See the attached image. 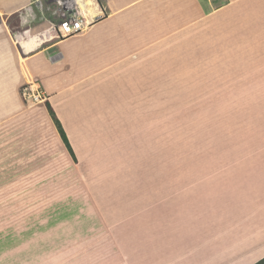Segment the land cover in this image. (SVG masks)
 Listing matches in <instances>:
<instances>
[{
	"label": "crops",
	"instance_id": "0c3cea01",
	"mask_svg": "<svg viewBox=\"0 0 264 264\" xmlns=\"http://www.w3.org/2000/svg\"><path fill=\"white\" fill-rule=\"evenodd\" d=\"M31 1L0 0V264L264 260V122L162 167L178 100L264 101V0H101L84 32L23 45Z\"/></svg>",
	"mask_w": 264,
	"mask_h": 264
},
{
	"label": "rangeland",
	"instance_id": "374dc122",
	"mask_svg": "<svg viewBox=\"0 0 264 264\" xmlns=\"http://www.w3.org/2000/svg\"><path fill=\"white\" fill-rule=\"evenodd\" d=\"M200 94L202 93L195 95ZM190 102L194 104L188 106V109L181 110L177 115L164 117L163 171H169L172 161L196 150L203 140L220 139L227 133L225 131L232 129L235 124L264 122V116L258 114V109H254L264 107V101H234L231 98L178 100L176 106L186 107ZM240 106L241 110H238L236 107Z\"/></svg>",
	"mask_w": 264,
	"mask_h": 264
},
{
	"label": "built area",
	"instance_id": "2783aa9c",
	"mask_svg": "<svg viewBox=\"0 0 264 264\" xmlns=\"http://www.w3.org/2000/svg\"><path fill=\"white\" fill-rule=\"evenodd\" d=\"M33 8L43 16V24L29 28L32 33L20 35V42L28 44L33 37H40L47 32L56 39H65L78 35L105 17L100 0H32L24 10L25 17L35 19ZM21 98L26 106H32L45 101L42 89L36 79L29 78L20 89Z\"/></svg>",
	"mask_w": 264,
	"mask_h": 264
},
{
	"label": "trees",
	"instance_id": "16d2710c",
	"mask_svg": "<svg viewBox=\"0 0 264 264\" xmlns=\"http://www.w3.org/2000/svg\"><path fill=\"white\" fill-rule=\"evenodd\" d=\"M100 2H101V0H100ZM46 106H47V109H48V111H49V114L51 115V117H52V119H53V121H54V124H55V126H56V128H57V130H58V132H59V134H60V136H61V138H62L64 144L66 145V147H67V149L69 150V152L71 153V155L74 156L73 153H72V150H71V148H70V145H69L68 139H67V137H66V135H65V133H64V131H63V129H62L60 123H59V121H58L57 118L55 117V115H54V113H53V111H52L50 105L47 103ZM258 264H264V260L260 261Z\"/></svg>",
	"mask_w": 264,
	"mask_h": 264
}]
</instances>
